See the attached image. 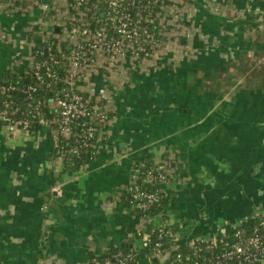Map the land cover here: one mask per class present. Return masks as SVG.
<instances>
[{
    "label": "crops",
    "instance_id": "1",
    "mask_svg": "<svg viewBox=\"0 0 264 264\" xmlns=\"http://www.w3.org/2000/svg\"><path fill=\"white\" fill-rule=\"evenodd\" d=\"M261 1L215 0L245 17L201 11L210 38L191 47L184 39L188 50L162 53L111 91L109 131L78 172L52 159L48 130L16 135L0 122V264H95L121 249L135 231L125 189L145 160L173 171L172 203L153 226L166 221L181 244L264 214V89L206 79L243 52L259 55ZM7 11L0 4V83L23 75L30 43L40 40L27 32L36 15Z\"/></svg>",
    "mask_w": 264,
    "mask_h": 264
},
{
    "label": "built area",
    "instance_id": "2",
    "mask_svg": "<svg viewBox=\"0 0 264 264\" xmlns=\"http://www.w3.org/2000/svg\"><path fill=\"white\" fill-rule=\"evenodd\" d=\"M176 3L175 0H0L9 14L31 18L36 15L27 32L40 38L30 43L28 65L19 76L21 80L31 77L32 83H0V122L13 134L30 136L34 135L30 133L34 119H40L61 160L71 154H84L93 160L99 141L108 133L103 130L109 129L112 122L110 92L128 85L132 74L147 73L151 60L178 45L179 39L171 42L169 35L171 25L175 26L171 14L177 9ZM41 92L51 94L33 102ZM46 112L52 114L51 120H45ZM65 143L69 149H65ZM145 168L142 162L134 165L125 189L131 214L135 210L148 211L163 195L169 194L167 187L173 179L170 166L162 163L147 172L143 171ZM142 175L144 183H158L161 189L149 192L142 187ZM157 218L160 217L137 218L132 214L135 231L130 248L108 251L95 264H142L143 257L148 264L264 262V214L182 244L176 230L166 221L153 226ZM253 220L257 223L251 224ZM138 241L142 248L137 246Z\"/></svg>",
    "mask_w": 264,
    "mask_h": 264
},
{
    "label": "trees",
    "instance_id": "3",
    "mask_svg": "<svg viewBox=\"0 0 264 264\" xmlns=\"http://www.w3.org/2000/svg\"><path fill=\"white\" fill-rule=\"evenodd\" d=\"M261 1V0H258ZM264 1V0H262ZM261 1V2H262ZM22 6H25L22 5ZM257 24V23H256ZM261 24L258 23L256 30L258 31L257 33V41L262 40L263 41V46L261 47V51L259 52V55H253L249 56L248 51L243 52L242 55H237L234 59L228 62L224 63H219L218 65L215 66V71H212V74L208 79L211 83H221V82H226V83H236L239 81H243L242 84L239 85L240 88H243V85L248 86V87H256L257 85H260L259 88L264 89V29H261ZM250 27H252L250 25ZM256 48V47H255ZM4 83H18V84H29L32 83V78L31 77H25L24 80H21L20 77H14L12 76L8 80H5ZM47 94L51 93H45L41 92L38 93L35 96V99L33 102H36L39 99H45L47 97ZM25 103V102H23ZM50 112H46L44 114L45 120H51L49 119L51 117ZM111 118L113 117L112 114L109 115ZM32 120V119H30ZM35 123L33 124L30 133L35 134L37 132H41L43 130V126L39 123L40 119H34ZM112 120V119H111ZM84 121V119H82ZM108 128L104 129L103 132L105 134L108 132ZM65 149H69L70 146H68V143L64 144ZM52 159L59 160L62 157L58 154L56 150H53V153L51 155ZM63 163L65 164V167L67 170L71 172H78L81 169H84L87 165V163L90 160L86 155H81V156H76L71 154L69 157H66L65 159H62ZM142 163L145 164V170L144 172H147L148 170H155L160 164L162 163H156L154 161H149L145 160L142 161ZM145 176L142 175L140 176V185L144 188H147L149 192H156V190L161 189V185L158 183H151V184H146L144 183ZM129 199V195H125V200ZM172 203V197L169 194L163 195V198L159 199L148 211L146 212H140V211H132L133 215H136L137 218H140L143 215L149 216V217H163V214L167 210V208L170 206ZM128 204V203H127ZM130 209V208H129ZM131 210V209H130ZM251 224H256V220H253L250 222ZM130 248V243H124L121 249H129ZM117 249H114L112 251H116ZM109 251V252H112ZM101 259V258H100ZM98 259V261H100Z\"/></svg>",
    "mask_w": 264,
    "mask_h": 264
},
{
    "label": "rangeland",
    "instance_id": "4",
    "mask_svg": "<svg viewBox=\"0 0 264 264\" xmlns=\"http://www.w3.org/2000/svg\"><path fill=\"white\" fill-rule=\"evenodd\" d=\"M177 3V9L171 15H173V19L171 18V23H174L171 29L169 30L170 38L172 39L171 42H175L176 39H179L178 45H172L171 48L168 50L171 54L177 55L179 51L188 50L187 47L193 46V41L196 37H200L204 41L209 34L204 31V21L202 19L198 20V16L200 15L201 11H206L215 15H221L224 18H230L233 21L239 20L245 17L244 12H237V8H231L228 11L220 9V6L215 3V0H175ZM175 4V2H170ZM202 3V5H201ZM201 6V10H197L196 5ZM208 9V10H207ZM240 11V10H239ZM178 19V22H174ZM201 20V21H200ZM201 22V23H200ZM259 23V22H258ZM210 38V35H209ZM184 39H188V45H182ZM177 43V42H176ZM214 46V45H213ZM179 47L180 50L177 48ZM192 53H189L190 55ZM193 55V54H192ZM137 246L142 248L141 243L138 241Z\"/></svg>",
    "mask_w": 264,
    "mask_h": 264
}]
</instances>
